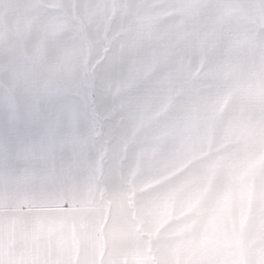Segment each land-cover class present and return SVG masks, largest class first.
I'll return each instance as SVG.
<instances>
[{
    "label": "clouds",
    "instance_id": "9594fccd",
    "mask_svg": "<svg viewBox=\"0 0 264 264\" xmlns=\"http://www.w3.org/2000/svg\"><path fill=\"white\" fill-rule=\"evenodd\" d=\"M0 264H264V0H0Z\"/></svg>",
    "mask_w": 264,
    "mask_h": 264
}]
</instances>
